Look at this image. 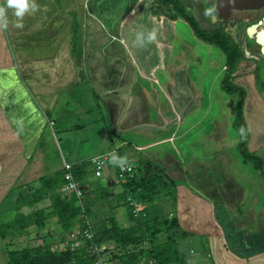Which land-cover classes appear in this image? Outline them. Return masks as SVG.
I'll use <instances>...</instances> for the list:
<instances>
[{"label": "crops", "instance_id": "0c3cea01", "mask_svg": "<svg viewBox=\"0 0 264 264\" xmlns=\"http://www.w3.org/2000/svg\"><path fill=\"white\" fill-rule=\"evenodd\" d=\"M152 1L35 0L39 9L23 28L8 11L0 31V207L15 213L39 177L121 148L131 163L154 164L174 184L170 213L186 237L203 239L205 264H264V181L236 149L235 97L219 89L224 57L180 18L152 16ZM143 29H156L157 40L139 47ZM241 61L233 83L245 91L246 148L264 166V81L257 89ZM93 109L106 116L100 136L112 147L69 162L77 136L97 122L78 117ZM88 178L106 186L110 170L98 182ZM49 223L55 240L56 219Z\"/></svg>", "mask_w": 264, "mask_h": 264}, {"label": "trees", "instance_id": "16d2710c", "mask_svg": "<svg viewBox=\"0 0 264 264\" xmlns=\"http://www.w3.org/2000/svg\"><path fill=\"white\" fill-rule=\"evenodd\" d=\"M150 14L152 16L160 14L168 20L180 18L189 27L194 38L222 53L224 72L219 81V89L224 94L235 97L232 129L238 136L236 149L243 163L250 164L255 173L264 181L263 161L253 153L248 152L246 148L248 134L242 114L245 91L242 87L233 83V74L239 60L242 58L239 45L230 41L223 30L219 28L213 30L202 29L183 10L178 0H153L150 4ZM71 33L74 41L76 24L73 20ZM258 87L262 88V85L258 84ZM241 127L246 130L244 138H241L240 135ZM108 133L111 134L110 129H108ZM117 154L120 156L125 155L121 148L117 149ZM133 165L136 178L122 185L121 192L112 196L109 193L110 185L100 186L97 189L91 188L87 176L92 171L87 163L70 167L73 181L87 189L81 197V204L83 205L84 215L90 221L94 243H109L112 245L111 249L103 250L101 254L104 264H108L109 261H113L112 264H139L142 257L145 261L143 264H185L182 255L178 251L177 242L186 237L187 234L179 228L174 216L162 221L165 233L164 242L148 248H141V245L150 243L158 234V225H155L153 219H148L147 203L153 196L158 195L173 207L175 187L154 164H144L141 161L140 165L134 163ZM147 166L155 170V173L150 174ZM109 167L110 175H114V165L109 162ZM63 185L62 169L39 177L37 187L15 202L13 206L16 212L14 219L9 224L0 227V238H5L29 226L34 227L35 235H39L41 231L52 234L53 232L47 223L50 219L55 218L58 227L57 244L55 246L27 247L21 251L8 252L5 264H69L70 262L93 264L94 256L90 253L87 243H83L82 248L74 252H69L65 245L64 234L79 228L82 220L74 195L60 191ZM128 196L139 203L140 207L136 217L131 215L125 201ZM45 199L49 203L46 212L38 208L28 215L23 216L18 213L19 207L32 206ZM98 204H103L106 207V214L97 220H92L91 209ZM119 208H122L127 216L124 221L118 216ZM59 245L62 247L57 248Z\"/></svg>", "mask_w": 264, "mask_h": 264}, {"label": "rangeland", "instance_id": "374dc122", "mask_svg": "<svg viewBox=\"0 0 264 264\" xmlns=\"http://www.w3.org/2000/svg\"><path fill=\"white\" fill-rule=\"evenodd\" d=\"M183 10L190 15L196 23L205 30H213V29H221L227 35L228 39L233 43L239 45L242 41L245 44V48L248 52H250V56L252 58L246 59L241 58L242 65H241V72L243 70L250 67L252 69L253 75V83L257 89H259L258 84L261 80L264 81V55L259 54V46L258 44H264V7L259 10L251 11V12H230L223 8L215 7L213 1L210 0H178ZM253 24V25H250ZM187 28V27H186ZM253 65V66H252ZM261 77L262 79H258ZM206 79V78H205ZM260 90V89H259ZM264 91V85L261 89ZM226 96V94H225ZM90 104L94 102L89 100ZM94 107V106H93ZM91 114H88V117H78L79 122L85 120L86 118L90 119H97V122L92 127L89 128L86 132H83L78 135L76 144L72 148L73 151L71 156L68 157L69 162H75L78 159H81L84 155L93 149L97 150L94 152L93 155H97L101 152L106 151L107 149H111L112 145L109 141H105L102 143L100 131L102 127L100 117L106 118L105 115L100 111H95L93 109ZM105 121V119H104ZM74 122V120H73ZM103 138V136H102ZM73 142V141H72ZM61 147H63L61 142ZM89 166L92 164L89 162L87 163ZM91 171H92V167ZM106 170H103V173ZM99 179H95L93 182H98ZM92 189H96L94 186L91 187ZM32 187H29L26 191ZM24 191V190H23ZM87 191V189H85ZM25 194V192H24ZM38 204V205H37ZM48 200L45 199L41 203L33 204L32 206H25V208L21 209V212L18 211L20 214L24 216V214L28 215L33 210L40 209L46 212L48 209ZM5 206H3L4 208ZM0 207V213L3 216V226L5 224H9L15 217V213L13 211L4 210ZM6 209V208H5ZM7 211V212H6ZM146 211L148 214V219H153L155 221V225H158V234L150 241V243H146L141 245V248H148L153 245L160 244L164 242V225L162 224L163 220H168L172 212V207L168 201L162 200V198L158 195L152 197V199L147 203ZM91 219L97 220L101 218L106 213V207L103 204H98L97 206L91 209ZM24 213V214H23ZM173 213V212H172ZM118 216L119 218L124 221L126 220V214L124 210L121 208L118 209ZM49 226L50 223H47ZM185 230H188L187 226H184ZM52 237L51 234L45 231H41L39 235H35V233L31 232V229H26L16 233H12L5 238H0V257H2L3 261L6 262V255L8 252L11 251H21L27 247H36V246H55L58 242V238L55 240L50 239ZM55 237V235L53 236ZM202 242L203 239L195 238L188 236L186 238L181 239L179 243V250L185 259L186 264H205L206 260L202 258ZM83 245V244H82ZM62 246H57V248H61ZM191 250L196 252L192 253ZM108 252V251H106ZM3 254V255H2ZM111 258V256H110ZM206 258V257H205ZM108 259V257H107ZM109 260V259H108ZM113 261L107 262L108 264H112ZM144 259L143 257L139 261V264H143Z\"/></svg>", "mask_w": 264, "mask_h": 264}, {"label": "built area", "instance_id": "2783aa9c", "mask_svg": "<svg viewBox=\"0 0 264 264\" xmlns=\"http://www.w3.org/2000/svg\"><path fill=\"white\" fill-rule=\"evenodd\" d=\"M117 149L114 148L104 154H101L91 160L92 172L88 174L87 180L90 179H99L102 177L103 170H110L109 167V153ZM131 163V162H130ZM63 181L64 185L60 188V191L63 193H72L76 198L77 205L80 209V218L82 220L79 228L72 230L69 233L64 234V242L67 246L69 252H74L82 248L83 243H87L90 253L94 256L93 264H104L101 254L103 250L111 249V244H95L93 241V233L91 229L90 221L84 215L83 205L81 204V197L85 193V189L73 181L72 175L70 174V166L63 163ZM111 174V173H110ZM136 178L135 168L133 163H131L130 169L121 170L120 167L114 165V175H111V180L107 181V185H110V195H114L121 192L122 185L134 180ZM92 187V186H91ZM94 189V188H93ZM97 189V188H96ZM126 203L129 207L130 213L133 217L138 215L139 203L135 201L132 197H126ZM69 264H75L70 262Z\"/></svg>", "mask_w": 264, "mask_h": 264}, {"label": "clouds", "instance_id": "9594fccd", "mask_svg": "<svg viewBox=\"0 0 264 264\" xmlns=\"http://www.w3.org/2000/svg\"><path fill=\"white\" fill-rule=\"evenodd\" d=\"M39 9L35 0H4L0 4V31L7 29L9 25L8 11L11 10L12 16L15 17V27L23 28V20L26 15L34 14ZM157 40L156 29H143L136 34L135 44L144 47L146 44L153 43ZM241 138L246 136L244 127L240 128ZM109 162L121 170L130 169L131 163L127 155L120 156L115 151L109 153Z\"/></svg>", "mask_w": 264, "mask_h": 264}, {"label": "water", "instance_id": "95a60500", "mask_svg": "<svg viewBox=\"0 0 264 264\" xmlns=\"http://www.w3.org/2000/svg\"><path fill=\"white\" fill-rule=\"evenodd\" d=\"M214 5L230 12L256 11L264 7V0H214ZM258 46L259 54L264 55V44H258ZM240 54L242 58L251 57L245 46L241 47Z\"/></svg>", "mask_w": 264, "mask_h": 264}, {"label": "flooded vegetation", "instance_id": "af4514ba", "mask_svg": "<svg viewBox=\"0 0 264 264\" xmlns=\"http://www.w3.org/2000/svg\"><path fill=\"white\" fill-rule=\"evenodd\" d=\"M210 1H213V3H214V0H210ZM241 12H251V11H241ZM242 46H245V44H244V42L242 41V45H241V43L239 44V47H240V50H241V47ZM259 53V52H258ZM250 58H252V57H250Z\"/></svg>", "mask_w": 264, "mask_h": 264}]
</instances>
